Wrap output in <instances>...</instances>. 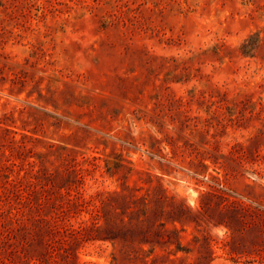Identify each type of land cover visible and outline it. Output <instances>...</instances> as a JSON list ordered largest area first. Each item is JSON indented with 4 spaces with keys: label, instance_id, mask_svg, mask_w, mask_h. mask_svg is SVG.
Segmentation results:
<instances>
[{
    "label": "rangeland",
    "instance_id": "374dc122",
    "mask_svg": "<svg viewBox=\"0 0 264 264\" xmlns=\"http://www.w3.org/2000/svg\"><path fill=\"white\" fill-rule=\"evenodd\" d=\"M33 217L81 264H264V0H0V264Z\"/></svg>",
    "mask_w": 264,
    "mask_h": 264
},
{
    "label": "trees",
    "instance_id": "16d2710c",
    "mask_svg": "<svg viewBox=\"0 0 264 264\" xmlns=\"http://www.w3.org/2000/svg\"><path fill=\"white\" fill-rule=\"evenodd\" d=\"M131 201L137 208L132 211V216L130 217L132 220L128 222L126 226H130L127 229L130 234L134 235L140 232L137 229V222L141 215H147L148 211V195H142L140 197L131 196ZM107 202L109 203L111 200L109 196L106 197ZM104 202V201H103ZM140 202V203H138ZM143 205V208H140L139 205ZM143 212V213H142ZM98 212L95 216L97 217ZM31 222L33 224V228L29 229L25 224L18 228V233L13 234V230L8 227L6 240L4 243H7L9 246L7 252L10 256H14L16 253V249L13 247V239L21 243V247L24 252L25 260L21 261V264H52L50 263V256L56 254L60 257V260L55 262L54 264H81L79 262H72V258L74 257L75 249L77 244L82 240L76 237L77 230L75 231V238L73 242L62 239V236L68 233L67 230L64 229L62 231L61 225L55 221L47 220L46 218L33 217L31 218ZM99 219V218H98ZM150 221V220H148ZM94 224L88 225V230L100 231V227L94 226ZM7 228V227H6ZM167 243H172V232H169ZM30 236L32 237L30 239ZM126 241L127 240V236ZM14 241V242H15ZM183 250V248L178 247L176 250H171L168 247L166 248L165 253H156L155 247L150 250H143L141 248L137 249L134 247L124 248L120 251V253H114L115 260H122L123 264H173L176 260L173 258V255H177V251ZM13 258V257H12ZM20 259H22L20 257ZM182 264V262H181Z\"/></svg>",
    "mask_w": 264,
    "mask_h": 264
}]
</instances>
